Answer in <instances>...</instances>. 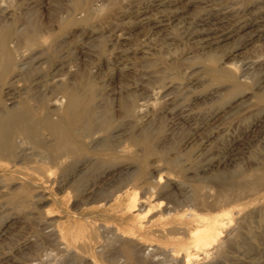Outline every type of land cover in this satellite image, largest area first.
I'll list each match as a JSON object with an SVG mask.
<instances>
[{
  "label": "rangeland",
  "instance_id": "obj_1",
  "mask_svg": "<svg viewBox=\"0 0 264 264\" xmlns=\"http://www.w3.org/2000/svg\"><path fill=\"white\" fill-rule=\"evenodd\" d=\"M80 1L83 4L79 9L74 7V0L15 1L16 7H10L8 10L11 16L0 15L1 18L5 17L0 18V26L11 24L14 29L21 30L20 33L25 34L34 28L43 31L41 34L44 37L36 48L29 50L28 46L21 43L20 49L17 50L19 49L24 57H44L49 65L60 62L63 65L61 72L64 82L80 90L79 93H82L88 84L94 86L96 107L93 119L91 121L89 118H84L85 122L83 120L80 121L81 123L77 122L74 128L84 133L87 131L85 134H91L94 129L99 131L100 124L109 117L113 122L112 125L118 127V135L121 134L120 139L114 141L120 155L115 156L113 163L117 165L112 168L130 166L127 171L122 170L118 178H111L110 181L103 183L106 181L104 179L99 184L100 196H97L99 201L95 203L88 200V196L85 198L81 195L82 193L75 198L74 187L61 188L65 181L64 177L57 169L41 163L37 152L28 142L23 144L26 149L24 154L28 156L25 162L11 167L8 161H0V180L4 181L0 184V227L6 230L0 238V264H128L121 252L122 242L127 238L122 236H127L125 229L129 219L135 217V213L124 212L123 208L129 202L127 192L136 194L134 185H139L141 182L153 186L158 172L148 177L146 171L155 165L164 167L158 157L162 156L163 159L167 156L173 157L184 164L191 156V159H196L195 167L210 165L205 172L199 170L198 177H208L212 181L213 189L210 190L215 195L229 193L215 186L219 182L217 175H221L222 178L235 172L249 173L254 170L252 167L256 166L257 169L258 165L264 162V124L257 126L259 129L255 126L258 120L263 119L264 123V113L240 106L241 103L247 102L252 91L258 90L255 83L263 78L264 67L260 70L251 68L245 75H239L237 81L241 91H236L239 93L235 95L236 92L228 82L212 81L211 74L208 73L211 63L206 61L208 56H211L214 58L212 65L223 68L224 64H228L229 67L232 63L238 66L241 61L262 60L264 38L234 52L232 50L242 45V41L233 38L225 42L228 45L224 43V47L214 52L210 51L208 55L205 50L216 47L213 45L211 48L203 49L199 45L203 38L213 39L217 34L234 31L236 23L250 19L249 14L255 13L256 9L259 10L257 5L262 8L264 4L255 5L257 0ZM157 3L161 6H157ZM246 5L248 16L246 12L243 13ZM82 17H86L87 20L84 23L78 22V18ZM206 18L211 19L210 22H206L208 21ZM61 20L68 22L65 27H61L59 23ZM12 38V42L15 43L16 40ZM237 53L242 55L239 56ZM237 55L242 58H238ZM46 71L47 69L45 73ZM245 88L246 92L250 93H244ZM50 94L51 92L47 90L41 96L49 100L54 96L53 93L51 96ZM155 94L158 96H156L157 101ZM163 94L168 95L170 99ZM160 100L163 102L160 103ZM140 103L149 108L142 107L146 111L143 109L145 112L140 116L141 118L126 116L125 104L138 108ZM168 104L173 105L168 107ZM163 106L166 108L164 109ZM170 107L173 110H169ZM177 108L187 114L176 110ZM91 125H95V128ZM199 125L201 127H198ZM194 133V139L190 138ZM96 136L104 138L106 135L99 131ZM136 137L146 138L155 152V155L146 158V169L140 164V160L145 159L144 152L140 147L133 146L129 140ZM131 154L132 156L129 157ZM92 168L86 171L83 180H95L108 167ZM121 169L117 168L113 174ZM164 169L162 168L161 173H165ZM191 175L187 174L186 177H192ZM21 189L29 194L27 200L34 195L42 197V201L36 206L24 205L19 195ZM115 189L118 190L117 194L113 193ZM235 189L237 188L232 189L234 193L231 194L232 200L218 209L214 208L211 214H228V218L231 219L229 227H233L236 232H244L241 233L243 237L240 236L239 241H243L244 238L245 242H243L247 247L241 241L242 245H238H244L243 247L235 246L227 250L222 255V261L220 257L219 261L215 259L218 262L213 260L215 262L212 264H264V231L262 232L264 215L261 216L257 205H254V197L235 202V192H237ZM14 191L18 192V202L10 200L14 196ZM150 191L153 201L157 202L158 198L155 195L157 188ZM172 191V199L175 200L177 197L176 201L179 202L181 199L179 192ZM116 195L118 198L113 199ZM102 198H105L104 201ZM248 209L253 214H251L252 226L256 227L258 224L256 236L261 235V238L260 236L253 238L239 225L238 218L245 215ZM153 210L152 214L155 216L158 208L155 207ZM240 210L242 212H239ZM50 221L61 223V225L58 223L61 229L75 223L85 225L87 227L85 246L78 251L66 248L59 242V237L56 238L57 236L54 237L52 234L54 226L48 225ZM169 222L171 223V220ZM164 224L163 221L157 223L154 230L167 228L168 225ZM154 234L156 235L157 232L154 231ZM246 237L250 238L246 239ZM141 242H137L139 245L135 250L138 264H185L181 259L171 255L173 254L169 250L171 246L160 238H144ZM143 245H146V248ZM249 245L252 246L248 247ZM226 253H228L227 257Z\"/></svg>",
  "mask_w": 264,
  "mask_h": 264
},
{
  "label": "bare ground",
  "instance_id": "obj_2",
  "mask_svg": "<svg viewBox=\"0 0 264 264\" xmlns=\"http://www.w3.org/2000/svg\"><path fill=\"white\" fill-rule=\"evenodd\" d=\"M15 1L18 2L19 0H0V15L7 14L8 16H11L12 14H8V10L10 9V7H16ZM257 1H255L256 2L255 5L264 4V0H259L258 2ZM82 4L83 3L80 0H74L73 5L76 9H79L81 8ZM159 5L160 4H158L157 6ZM243 6H245V4ZM257 7L259 9L258 11L256 9L257 12L254 11L255 13L249 14L251 15V17L249 16L250 19L248 20L244 19L243 21H239L238 23H236V25H234L235 28L234 31L217 34V37L216 38L213 37V39H210L209 37V39L203 38V40H200L199 45H201L203 49L211 48L213 45L216 47V48L213 47V49H208L209 51L205 50V53H207L208 55L212 51L214 52V50L220 49V47L222 46L224 47L225 44L228 45V43L225 42L233 38L242 41L241 43L242 45L237 46V48L232 50L233 52L238 49L245 48L246 46H249L252 43H255L260 38H264V5L262 8H260L258 5ZM247 8L248 6L246 8L244 7V11H243L244 14L247 11ZM86 20H87L86 17L85 18L82 17V18H78L77 21L80 23L81 22L84 23ZM209 20L206 22H210ZM148 22L149 21H147V23ZM59 23L61 27L63 26L65 27L68 22L66 23V20L64 21L61 20ZM20 31L21 30L14 29L13 25L11 24L10 25L7 24V26L4 27L0 26V161H4V160L8 161L11 164V167H15L17 163L20 164L23 163V161L25 162V160L28 159V156L27 154H24V150L26 151V149H24L23 144L28 142L37 152V155L41 159L39 160L41 161V163L43 164L45 163L47 165H50L49 167H53L54 169H57L60 172V174L64 177L65 181L61 188H63L64 186H69V188L74 187L73 193L75 195V198L82 193L81 195H84L85 198L88 196L87 197L88 200L90 199L92 200V202L97 203L96 202L98 200L97 196L99 195V191H100L98 189L99 184L102 183L104 179H106V181H104L103 183L110 181L111 178L114 179L118 178L121 171L122 170L127 171V169L130 166V165L119 166L122 169L119 172H116V174H113L114 170L119 168V167H116L115 169L112 168L117 165V164L115 165L113 162H115V156L119 154V152L117 151L118 148L117 144L114 143V141L120 139L119 137L121 134L119 133L120 135H118L119 129L118 127L112 125L113 122L108 117L105 118V120H103V122L100 124L101 128L99 131H101L106 135L104 136V138H100V136H96V134L99 133V131H96L97 129L96 130L94 129L91 132V134H85L87 131L84 133L83 131L80 132L76 130V127L74 128V125L77 122H80L84 118L85 119L89 118L91 119V121L93 119L92 117L94 116L95 107H96L94 102L95 101L94 86L88 84L86 88L83 89V92L79 93L80 90L78 91L75 87L71 86V84L69 86V84L64 82L65 79L63 78V74L61 72L63 65L60 62L58 63L56 62L57 64L53 63L49 65L48 61L44 57H31V56L24 57L22 53H20L19 51L20 49L19 45L23 43L21 45L28 46L29 50L30 48L34 49L39 45L40 40L43 39L44 36L43 34H41V32L43 31L40 32V30L36 28L32 29L31 31L29 30V32H27L26 34L20 33ZM12 37H14V39L16 40L15 43L12 42L13 40ZM17 48L19 49L17 50ZM240 55L242 54H239V56ZM239 56L238 58H242ZM213 59H214L213 57L208 56L206 61H209L212 65ZM235 59L237 60V58ZM239 60L241 61V59ZM211 65L209 66L208 73L211 74L210 76L212 77L211 78L212 81L215 83L228 82L231 88L236 92L239 89H241L239 86L240 84L237 81V77L239 75L240 76L245 75V73H247L246 71L251 68H256L258 70H260V68L263 69L264 59L259 61L255 59L252 61H248V60H246L245 62L241 61L238 66H236L235 63L230 64L229 67H227L228 64L227 65L224 64L225 67L223 68H219V66L215 67ZM45 69H47L46 73H45ZM255 85L258 88L256 92L254 91H252L251 93L246 92L247 89L245 88L244 93L246 94L250 93L251 95L248 98L247 102L241 103L240 106H243L244 109L251 108L260 113H264V76L260 80L256 81ZM47 90L51 92V94L53 93L52 96L54 95L52 98L50 97L51 94L50 96L48 95L51 98L49 100L41 96ZM159 93H157L158 96H160ZM237 93L239 92H236L235 95ZM157 94H155V100L158 97ZM164 96L168 97V95H164ZM162 97L163 96H161L160 98L162 99ZM168 98L166 100H168ZM161 101L162 100H160V103L163 102ZM169 101L170 100H168V102ZM156 103L155 105H157ZM125 105H124L125 114H127L126 116H130V117L141 118L140 116H143L144 115L143 112L146 111L142 107L148 108V106L147 107L144 106L145 104L143 103L142 105L140 103V106L138 108L134 107L133 105L131 106H128L127 104ZM169 105L170 104H168V107ZM153 107H155L154 104ZM165 108L166 107H164V109ZM170 109L172 108L170 107L169 110ZM179 109L177 108L176 110ZM254 110H252V112H254ZM258 112L257 114L259 115ZM179 114L176 115L178 116ZM262 120H258V121L255 120L256 121L255 126L256 127L260 126L261 123L264 124ZM83 121L85 122V120ZM84 122L82 123V125L85 124ZM198 127L201 126L199 125ZM194 135L195 133L191 134L190 138L193 137L194 139ZM136 138H130L129 140L133 146L140 147V149H142V151L144 152L143 155H145L144 157L145 159L144 160L141 159L140 164L142 166H145L147 160L146 158H148V156L155 155V152H153V148L152 146L149 145V142L146 138H141V139L138 138L136 139ZM187 145L189 144L187 143ZM131 156L132 154L129 155V157ZM167 157L166 159H163L162 156L158 157V159L160 158L159 161H161L162 165H164V167L162 168H165L164 170L166 171L163 170L165 173H161L162 168H160L159 165H155L152 168L148 169V171H146L147 173L145 172L146 175L148 174V177L152 173L158 172L156 181L153 182V186L150 187L145 182H141L139 185H134L138 194L137 193L134 194V192H130V193L127 192V194L129 195L128 198L129 202L127 206L123 209L125 213H132V214L135 213V217L133 219H129L127 228L125 229V233L126 234L128 233L127 236L126 235L122 236L123 238H127V240L122 242L123 243L122 245L123 247L121 251L122 255L126 258L125 260H127L128 264H138V262L135 259L136 257L135 250L136 247L139 245L137 242L142 243L141 240L144 238L158 237L164 243L171 246V248L169 249L173 253L171 255L176 259H181L185 264H212L216 261L215 259H218L219 261L220 257H221L220 261H222L223 260L222 255L227 250L232 249L235 246H239L238 244H240V242L242 241V240L239 241L241 233L243 234L244 232L242 231L236 232L234 231L233 227H232L233 229L231 228V226L229 227V223L231 219L228 218V214L212 215L211 212L214 208L218 209V207L226 205L231 199V194H234L232 189L237 188L235 189V191H237L235 192L236 193L235 202L236 200H241L248 197H254L255 200L254 205H257L259 212H261V216L264 215V162H262L263 164L262 165L260 164L261 165L260 166L258 164L262 161V159L261 161L259 160L260 162L256 161L259 167L257 169H255L256 166L252 167L254 170H252V172L249 173L248 172L244 173L245 171L244 172L242 171L243 173L240 172L241 174H237L235 172L233 173V175L227 174L229 176H225L222 178L220 177L221 175L219 176L217 175V177H219V179L217 178L219 182H217L218 185L215 186H219L224 191H229V193L224 192L223 194L219 193L218 195H215V193L212 194L210 190L211 188L213 189L211 183L212 181L208 177L202 178L203 176L201 177L200 175L199 176L201 178L198 177V171L201 170L205 172L210 165L206 164L204 165V167L201 166V168L195 167L196 162L194 160L196 159L194 160L191 159V156L188 157L187 159L185 158L186 160L184 164H181L176 158L173 157L167 158ZM102 166H107L108 168L105 171L103 170L100 176H97L98 178L92 181L83 180V176L86 175L85 173L88 169L92 167H96L95 169H97ZM146 167L147 166H145L144 168L146 169ZM110 174L113 175L110 178H108ZM187 174L188 175L192 174L191 175L192 177H186ZM217 179L215 180L217 181ZM2 182L4 181L0 180V184ZM114 182H116V180ZM60 186L61 185H59L58 187L60 188ZM155 187L157 188V192L155 194L158 198L157 202L153 201L152 198L153 196L150 195L151 192L150 190L154 189ZM21 190L19 195L21 196L20 198L23 199L24 205L36 206L42 201V197H36L34 195L30 196V199L27 200L29 194H26L24 190L22 191ZM172 190L179 192V195L181 197L180 201L178 200L179 202L176 201L177 197L175 198V200H173L174 198L172 199L173 197L172 196L173 194L171 195ZM113 193L117 194L118 190L115 189ZM13 195H12L13 200L12 199L10 200L12 202H16L18 200V192L14 191ZM116 198H118L117 195L113 196V199ZM173 201H176V203ZM101 205H99V207ZM155 207L158 208V211L155 210L157 211V213L154 216L152 213L154 212L153 209ZM242 210H240L239 212H242ZM247 211L248 212L245 215L241 214L243 217L240 216L241 218H238V220L240 219V221L237 220L240 223L239 225L241 226V229L247 232L253 238H256L258 236H260L261 238V235L256 236L258 234L256 231L257 230L256 227L258 224L257 225L255 224L256 227L252 226V222H253L252 220L253 214L251 213L252 211H249V209ZM254 214L256 215V212ZM170 220L171 223L169 222ZM162 221L165 223L164 225H168V227L162 230H154L156 224ZM58 223L59 222L50 221L48 225L54 226V228H52L53 229L52 234L54 235V237L57 236L56 238L59 237L60 243H62L66 248H73L75 250L77 249L76 251L82 249L85 246L86 238H87L86 235L87 227L85 225L75 223L71 226L61 229L60 227L61 223H59L60 225ZM58 227H60L59 230ZM236 229L238 230V228ZM5 231L6 230L3 229V227H0V238L4 235ZM154 231L157 232L156 235L154 234ZM263 231L264 228L262 232ZM241 237H243V235ZM247 238L250 237H246V239ZM244 240L245 239L243 238V241ZM258 240L260 239L258 238ZM247 241H248L247 243L250 244L251 239L250 241L249 240ZM243 246H239V247H243ZM245 246L247 247V244ZM250 246L252 245H249L248 247ZM239 247H237V249H239ZM244 250L246 251L247 249ZM229 255L231 256L232 254ZM227 256L228 253H226V257Z\"/></svg>",
  "mask_w": 264,
  "mask_h": 264
}]
</instances>
